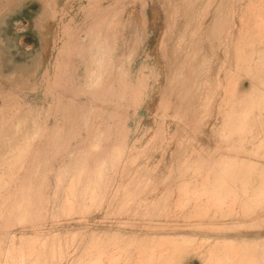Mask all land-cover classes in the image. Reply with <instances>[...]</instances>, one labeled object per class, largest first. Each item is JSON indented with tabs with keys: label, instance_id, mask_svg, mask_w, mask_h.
I'll return each instance as SVG.
<instances>
[{
	"label": "rangeland",
	"instance_id": "374dc122",
	"mask_svg": "<svg viewBox=\"0 0 264 264\" xmlns=\"http://www.w3.org/2000/svg\"><path fill=\"white\" fill-rule=\"evenodd\" d=\"M263 185L264 0H0V264H264Z\"/></svg>",
	"mask_w": 264,
	"mask_h": 264
},
{
	"label": "bare ground",
	"instance_id": "6f19581e",
	"mask_svg": "<svg viewBox=\"0 0 264 264\" xmlns=\"http://www.w3.org/2000/svg\"><path fill=\"white\" fill-rule=\"evenodd\" d=\"M94 1H95V0H94ZM100 2H101V1H100ZM93 3H94V2H93ZM98 3H99V2H98ZM97 12H98V11H97ZM102 12H103V11H102ZM102 12H101V13H102ZM102 14H103V13H102ZM95 18H96V17H95ZM103 18H104V17H103ZM98 19H99V18H98ZM103 20H104V19H103ZM96 22H97V21H96ZM106 22H107V21H106ZM99 26H101V25H99ZM93 27H94V26H93ZM99 29H100V28H99ZM101 29H102V28H101ZM96 30H97V29H96ZM97 38H98V37H97ZM104 71H105V70H104ZM95 93H96V92H95ZM234 166H235V165H234ZM232 167H233V166H232ZM246 171H247V170H246ZM206 184H207V183H206ZM263 187H264V185H263ZM259 191H260V190H259ZM260 194H261V193H260ZM263 195H264V194H263ZM172 243H173V242H172ZM174 246H175V245H174ZM204 246H205V245H204ZM177 247H178V246H177ZM183 247H184V245H183ZM193 247H194V246H193ZM208 247H209V246H208ZM164 249H165V248H164ZM164 249H163V250H164ZM168 249H169V252H170V248H168ZM168 249H167V250H168ZM184 249H185V248H184ZM199 249H201V248H199ZM180 250H181V249H180ZM173 251H174V250H173ZM173 251H172V252H173ZM181 251H182V250H181ZM211 251H212V250H211ZM228 251H230V250H228ZM228 251H226V252H228ZM166 252H167V251H166ZM204 252H205V251H204ZM206 253H207V252H206ZM215 253H216V252H215ZM138 254H139V253H138ZM156 254H157V253H156ZM161 254H162V253H161ZM170 254H171V253H170ZM173 254H174V253H173ZM219 254H220V253H219ZM227 254H228V253H227ZM234 254H236V253H234ZM163 255H166V254H163ZM176 255H177V254H176ZM209 255H210V254H209ZM228 255H229V254H228ZM244 255H245V254H244ZM143 256H144V255H143ZM172 256H173V255H172ZM178 256H179V255H178ZM223 256H224V255H223ZM236 256H237V255H236ZM236 256H235V257H236ZM238 256H239V254H238ZM238 256H237V257H238ZM136 257H137V256H136ZM162 257H163V256H162ZM170 257H171V256H170ZM170 257H169V258H170ZM208 257H209V256H208ZM225 257H226V256H225ZM232 257H233V255H232ZM210 258H211V257H210ZM229 258H230V257H229ZM205 259H206V258H205ZM226 259H227V258H226ZM230 259H231V258H230ZM230 259H229V260H230ZM136 260H137V259H136ZM138 260H139V259H138ZM169 260H170V259H169ZM211 260H212V259H211ZM239 260H240V259H239ZM239 260H238V261H239ZM202 261H203V260H202ZM207 261H208V260H207ZM138 262H139V261H138ZM143 262H144V261H143ZM172 262H173V261H172ZM208 262H209V261H208ZM233 262H235V261H233ZM244 262H245V261H244ZM139 263H140V262H139ZM158 263H159V262H158ZM216 263H217V262H216ZM222 263H224V261H223ZM226 263H227V262H226ZM237 263H238V262H237ZM237 263H236V264H237ZM140 264H141V263H140Z\"/></svg>",
	"mask_w": 264,
	"mask_h": 264
}]
</instances>
